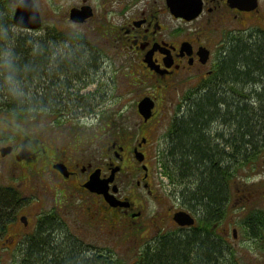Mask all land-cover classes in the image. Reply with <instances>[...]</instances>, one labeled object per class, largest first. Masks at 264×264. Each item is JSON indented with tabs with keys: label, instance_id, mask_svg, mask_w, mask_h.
<instances>
[{
	"label": "flooded vegetation",
	"instance_id": "flooded-vegetation-1",
	"mask_svg": "<svg viewBox=\"0 0 264 264\" xmlns=\"http://www.w3.org/2000/svg\"><path fill=\"white\" fill-rule=\"evenodd\" d=\"M35 2L42 19V24L35 28L36 31L56 32L59 28L67 29V33L74 35L65 40L85 41L99 57L100 67L73 77L68 90L59 98L28 104L26 107L46 116L48 135L44 139L34 138L25 129L18 128L20 132H17L16 143L12 144L13 150L6 155L0 154V166L7 165L10 176L29 179L33 175L30 170L22 174L19 173L20 170L15 171L16 168H26L28 163L44 159L47 167L44 166L46 168L43 171L52 177L53 183L50 178L49 187L53 194L64 196V199L77 197L89 200L84 202L83 210L87 220L99 221L104 215L106 220L118 217L119 222L125 219L134 222L142 216L143 209L130 193H122V186L119 184L131 177V184L136 179L138 187H145L153 196L158 193L152 181L153 164L150 165L151 160L150 164L147 162L148 151L144 149L150 141L143 135L131 147L136 159L140 160L136 151L144 154L143 161L140 160L142 164L136 170L124 167L121 163L126 147L124 143L117 139L110 140L105 146H102L101 141L95 142L103 132L109 134L106 131L110 122L97 117L96 110L103 105L101 93H108L112 88L110 78L105 82L100 79L101 64L106 61V55L97 46H113L116 55H121L125 61L130 62L127 66L132 73L143 75L140 83L141 86L148 87V90L138 101L151 96L155 100V106L153 115L148 120L140 114L139 126L144 127L143 131L150 132L151 129L146 124L158 115L163 92L187 91L193 95L205 93L219 80L226 57L235 45L250 43L264 34V1L257 0L251 6L237 0H47V11L44 8L46 16L39 0ZM104 72L107 73V70ZM193 81L196 82L187 85ZM187 86L190 87L185 90ZM227 86L237 93L242 88L234 82H229ZM245 89L246 87L243 90ZM194 97L191 96L190 99ZM186 110L180 109V115ZM86 140L88 141L85 142ZM155 148L156 146L154 150ZM165 150L167 151V146ZM29 169L32 170L33 167ZM135 172H138V177L133 176ZM95 174L99 177L98 181L104 184L105 192H98L86 185ZM54 183L56 186H53ZM107 196L119 198L123 204L113 205ZM62 199H55L51 217L67 234L80 238L74 227L77 225L69 222L63 213L62 208L66 205ZM29 201L30 199H23L16 208L12 221L8 223L7 232H13L10 236L13 237L15 246L20 243L24 245L35 236L45 213L37 210L35 203L31 205ZM32 219L34 231L30 230V226H33ZM217 229L218 227L209 232L221 234L224 238V232L229 234V227H222V232L219 233L216 232ZM3 237L1 243L8 239L6 234ZM233 237L237 240L238 233L233 234ZM85 246L91 254H98L97 247L91 244Z\"/></svg>",
	"mask_w": 264,
	"mask_h": 264
},
{
	"label": "trees",
	"instance_id": "trees-1",
	"mask_svg": "<svg viewBox=\"0 0 264 264\" xmlns=\"http://www.w3.org/2000/svg\"><path fill=\"white\" fill-rule=\"evenodd\" d=\"M3 2L0 57L12 53L24 94L12 96L0 72V111L9 113L14 120H2L16 127V121L28 122L36 116L28 104L59 98L73 77L99 69L100 59L83 40L66 41L55 31L40 38L16 31L13 11H7ZM229 82L242 86L239 95L228 89ZM188 105L168 133L165 172L187 181L182 204L193 211L197 207L203 215L198 213L196 227L155 237L156 246L148 243L132 264H233L225 240L209 230L226 213L239 168L254 167L257 147L264 140V34L250 43H237L226 57L219 80ZM102 119L110 122L111 116ZM19 196L18 190L0 182V239L15 216ZM43 218L38 232L24 244L23 264H110L107 258L91 254L50 215ZM260 224L264 222L258 224L262 229ZM112 260L113 264L128 263L120 256Z\"/></svg>",
	"mask_w": 264,
	"mask_h": 264
},
{
	"label": "rangeland",
	"instance_id": "rangeland-1",
	"mask_svg": "<svg viewBox=\"0 0 264 264\" xmlns=\"http://www.w3.org/2000/svg\"><path fill=\"white\" fill-rule=\"evenodd\" d=\"M6 1L8 2V0H5L2 3V5H6V7H3L9 12L12 10L14 13L16 4L13 3L12 5L9 2L5 4ZM39 3L44 16H46L48 8L46 5L49 2L47 0H39ZM44 8L46 11H44ZM69 30L76 31L77 29ZM16 31L28 33L35 38L44 37L47 34L45 30L36 31V29H27L18 26L16 27ZM67 32V29L64 30L63 28H59L56 31V33L62 35L61 37L65 39L74 35ZM97 47H101L103 54L106 55L104 56L106 61H102L101 64L102 71L100 79L102 82H105L107 78H110L112 88L108 93L106 91L101 93L103 105L100 109L96 110L97 117H100V119L103 115L111 116L109 129L107 125L105 126L108 129L106 132L109 134L103 132L100 139H96L95 142L101 141L102 146H105L110 140L115 139L118 142L124 143L126 147L121 163L124 164V167L136 170L138 165L142 164L143 160L136 159L134 152H131V147L143 135H146L150 141V144L146 145L144 149L148 151L147 162L149 163L151 160V164H149L151 166L153 164L154 173L151 168L152 181L158 193H155L154 196L149 194L145 187L137 186L136 179L134 180V184H131V177L129 180H123L119 184V186H122V193L124 195L130 193L133 200L141 206V209H143L142 216H139L134 222H131L129 219L120 220L119 222L118 217H115L113 220H106L105 216L102 215L99 221L95 220V222H90V220L85 218L86 213L83 211L85 206L84 202H88V199H78L77 197H75L76 200L75 198L68 199L66 197L64 199V196H56L52 193L50 190L51 187H49L51 184L50 178L52 183L53 180L49 174L47 176L46 172L43 171L47 167L44 159L34 161L32 164L28 163L26 168H16L15 171H21L19 173L30 170L33 175H30L28 177L29 179H19L15 175L10 176L8 166H0V182H10L11 184L18 185L27 199H30V204L35 203V207L37 206V210L39 209V211H51L56 204L55 199L59 201L60 198H63L66 205V207L62 208L63 213H65L69 222L77 225L74 227L80 237L98 245L97 247L107 252V254L112 252L114 256L109 254L112 258L115 259L120 256L128 262L127 264H132L137 261L139 252L147 249L148 243L156 246L155 237L189 229L181 227L173 218L175 212L181 208L179 203L185 200L184 190L188 188L187 181L182 178H171L165 172V163L169 157L167 159L165 158L164 151L166 146L167 149L170 148L171 137L168 131H170L169 127L172 120L176 116V113H181L180 109L185 111L189 108L188 104L192 101L190 97L193 94H189L191 92L187 91L174 93L163 92L158 107V115L146 124V127L150 128L151 131H143L144 127L139 126L141 115L138 110V99L148 90V87L141 86L140 80L144 78L143 75L132 73L128 69L130 62L125 61L123 56L116 55L113 46L100 45ZM105 69L107 73L104 72ZM114 78L116 81H114ZM195 82H189L187 85ZM189 87L187 86L185 90H188ZM229 90L232 91L231 89ZM233 93L238 94L237 92ZM248 97L250 98V96ZM179 106L181 108L177 112ZM45 117L42 115L37 117L33 116L28 122L16 121L17 125L15 127L13 124L6 123V120H14L10 114L6 111H0V148L16 143L17 132H20L18 126H20L21 130L25 129L34 138L42 137L44 139V136L46 138L48 135V126ZM3 118L6 120L3 121ZM82 145L80 144V147H83ZM154 146H156V151L154 150ZM257 148L259 157L254 167L247 168L246 164L243 165L242 169L239 168L237 176L233 178V193L229 198L230 201L227 204L226 213L217 224V232H222V227H229V234H226V232L224 234L225 238L231 244V247L227 246V256L233 260V264H264V225L260 224L263 227L262 229L258 228L260 221L264 222V140L259 143ZM12 150L13 145L10 151ZM29 167H33V169L31 170ZM133 176L138 177V172H135ZM54 185L56 186V183ZM194 211L203 215L197 207L194 208ZM31 222L33 226H30V230L34 231L35 225L33 219ZM199 223L200 221L197 222V225ZM252 223L253 225L251 226ZM234 228H237L238 231L237 240H234L233 237L232 232ZM11 233L13 232L9 231L8 236ZM12 239L13 237L8 238V242L4 241V243H0V264L23 263L24 245L20 243L19 246H15V242Z\"/></svg>",
	"mask_w": 264,
	"mask_h": 264
},
{
	"label": "water",
	"instance_id": "water-1",
	"mask_svg": "<svg viewBox=\"0 0 264 264\" xmlns=\"http://www.w3.org/2000/svg\"><path fill=\"white\" fill-rule=\"evenodd\" d=\"M9 1L17 3V8L13 16V21L16 25L26 28H33V27H38L41 24L40 12L34 0H9ZM237 1L245 2L251 6L257 3V0H237ZM154 106H155L154 99L150 96H146L140 100L138 104V109L140 113L144 116V118L147 120L153 115ZM9 150H11L10 147L2 148L3 152H7ZM136 153L138 158L142 160L144 154L139 151H136ZM98 179H99L98 175L95 174L94 176H92L91 180L86 185L98 192H105L103 186L104 184H102V182H99ZM107 199L113 205H116L118 203L123 204V201H120L114 196L113 197L107 196ZM174 218L181 225H191L195 222L194 216L186 210L177 211L174 215ZM234 232L236 233V229H234Z\"/></svg>",
	"mask_w": 264,
	"mask_h": 264
},
{
	"label": "clouds",
	"instance_id": "clouds-1",
	"mask_svg": "<svg viewBox=\"0 0 264 264\" xmlns=\"http://www.w3.org/2000/svg\"><path fill=\"white\" fill-rule=\"evenodd\" d=\"M0 72L4 74V83L7 91L14 97L22 96L24 94V86L18 78V69L10 51L0 57Z\"/></svg>",
	"mask_w": 264,
	"mask_h": 264
}]
</instances>
